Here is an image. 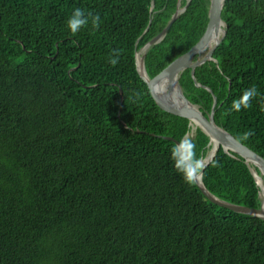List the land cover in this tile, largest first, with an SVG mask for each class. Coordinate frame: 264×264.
<instances>
[{"label":"trees","instance_id":"1","mask_svg":"<svg viewBox=\"0 0 264 264\" xmlns=\"http://www.w3.org/2000/svg\"><path fill=\"white\" fill-rule=\"evenodd\" d=\"M178 1L0 0V264H264V221L210 203L162 138L190 134L202 159L209 137L161 111L136 71L135 51ZM208 6L191 0L148 49L149 78L197 43ZM76 8L99 14V28L89 20L72 34ZM221 18L217 63L194 77L216 97L214 123L264 158V0H225ZM179 85L207 117L213 97L189 69ZM252 86L251 107L232 111ZM202 183L224 202L260 206L247 164L222 148Z\"/></svg>","mask_w":264,"mask_h":264},{"label":"water","instance_id":"2","mask_svg":"<svg viewBox=\"0 0 264 264\" xmlns=\"http://www.w3.org/2000/svg\"><path fill=\"white\" fill-rule=\"evenodd\" d=\"M190 1L191 0H186L185 6L181 8L179 0L175 13L172 15L164 29L151 41H149L143 48H141L139 52L135 51L136 71L140 79L145 83L151 99L161 111L169 115L187 120L190 126L194 124L192 125L190 133H192L196 127L201 129L209 137L208 145H211L212 142L216 143L215 149L212 144V154L204 159L206 166L212 161L220 147L225 153H228L233 157H240L244 160L256 182V185L259 188L258 197L261 198V202L259 208L257 209L224 202L207 191L202 183V179L196 183L201 194L212 204L226 208L234 213L256 217L264 221V191L261 196V192L264 188V158L253 152L251 149L243 145L232 135L214 123L213 116L216 107V97L212 94L211 88L200 85L196 82L194 77L195 69L200 67L205 62L211 61L217 63V61L213 58V53L225 36V24L221 18V12L225 0H209L205 30L193 47H191L185 54L169 63L152 78H149L146 73L144 66L146 52L150 47L161 42L175 20L186 10ZM153 6L154 3L152 2L151 10L153 9ZM221 26H223L221 37L215 41H212L214 36L219 32ZM137 42L135 43V48L137 46ZM137 53H140L139 61L137 60ZM187 69H189L194 85L198 88L206 89L213 97L211 111L207 117L201 113L198 106L190 103L183 95L179 85V78L182 72ZM119 94L120 104H122L121 89H119ZM162 138L164 140L173 142L176 146L179 143V141H176L170 137Z\"/></svg>","mask_w":264,"mask_h":264},{"label":"clouds","instance_id":"3","mask_svg":"<svg viewBox=\"0 0 264 264\" xmlns=\"http://www.w3.org/2000/svg\"><path fill=\"white\" fill-rule=\"evenodd\" d=\"M89 20H91V24L94 29L99 28V24H100L99 14L93 15L91 11H86L81 8H76L72 16L68 20V27L70 28L71 33L72 34L78 33L81 28L88 25ZM119 58H120V50H114L113 55L109 60L110 64L115 66L119 62ZM257 94L258 92L255 86H252L251 88L244 90L242 96L239 99L233 101L231 105V110L235 112H240L242 108L243 109L250 108L251 101L254 97L257 96ZM252 135H254V132L249 130L248 132L242 134V138L248 139ZM208 146H211L209 150L210 152L212 149V144ZM209 152L204 158L202 159L198 158L196 153V144L190 138V134L188 133H186L185 136L179 141L177 146L173 147L172 159L174 161V167L183 176L185 182L189 184H193L199 182V180L202 179L201 177H202L203 169L206 166L204 159L208 156Z\"/></svg>","mask_w":264,"mask_h":264},{"label":"bare ground","instance_id":"4","mask_svg":"<svg viewBox=\"0 0 264 264\" xmlns=\"http://www.w3.org/2000/svg\"><path fill=\"white\" fill-rule=\"evenodd\" d=\"M222 31H223V26H221L219 32L214 36V38L212 39V41H215L216 39H218L219 37H221ZM137 60L138 61L140 60V53H137ZM192 125H194V124H192ZM212 144H213V147L215 149L216 143L212 142ZM211 154H212V151L209 152L208 156H210ZM263 191H264V188H263V190L261 192V196L263 194ZM263 208H264V204H263Z\"/></svg>","mask_w":264,"mask_h":264},{"label":"rangeland","instance_id":"5","mask_svg":"<svg viewBox=\"0 0 264 264\" xmlns=\"http://www.w3.org/2000/svg\"><path fill=\"white\" fill-rule=\"evenodd\" d=\"M191 129H192V125H191Z\"/></svg>","mask_w":264,"mask_h":264}]
</instances>
